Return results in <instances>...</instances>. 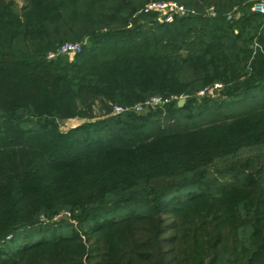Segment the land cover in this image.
Listing matches in <instances>:
<instances>
[{
	"label": "trees",
	"instance_id": "1",
	"mask_svg": "<svg viewBox=\"0 0 264 264\" xmlns=\"http://www.w3.org/2000/svg\"><path fill=\"white\" fill-rule=\"evenodd\" d=\"M154 1L188 13L163 22ZM256 1L0 0V264H264Z\"/></svg>",
	"mask_w": 264,
	"mask_h": 264
},
{
	"label": "built area",
	"instance_id": "2",
	"mask_svg": "<svg viewBox=\"0 0 264 264\" xmlns=\"http://www.w3.org/2000/svg\"><path fill=\"white\" fill-rule=\"evenodd\" d=\"M252 9L259 13L264 15V3L262 0L256 1V3L253 5ZM236 11V9H235ZM234 11V12H235ZM157 12L159 13V19L163 22H172L174 20V17L176 15L178 16H184L188 13L187 9L185 6L178 4L177 2H160V1H154L146 5V8L144 9V13L149 14V13H154ZM210 15H215L214 9L212 8L210 11ZM236 13V12H235ZM235 13H232L231 15L228 16V20H232L234 17ZM85 43H65L59 46V49L57 51H53L48 53L46 56L48 61H56L60 57H70V56H76L79 53L82 52L83 50V45ZM255 50L260 48L263 52L264 50L262 47L256 43L254 45ZM223 89V85L220 83L214 84V86L207 87L197 93V96L200 98L204 97H212L216 96L217 93H219ZM186 96L181 95V96H173L171 97L170 100L163 99L162 97L156 96V98H152L148 101H145L144 103L137 104V106L131 107V106H114L113 107V115H117L118 113L121 112H142L145 109H156L159 106H163L169 102H178L180 99H184L186 101ZM179 103V102H178ZM186 103V102H185Z\"/></svg>",
	"mask_w": 264,
	"mask_h": 264
},
{
	"label": "rangeland",
	"instance_id": "3",
	"mask_svg": "<svg viewBox=\"0 0 264 264\" xmlns=\"http://www.w3.org/2000/svg\"><path fill=\"white\" fill-rule=\"evenodd\" d=\"M21 4V2H20ZM74 58V56H70V57H66V60L72 61ZM216 97L220 98V95L217 93ZM115 105L108 103V102H104L101 98H96L93 99L92 101H83L80 103L79 107L81 109L82 112L87 113L89 116H87L88 118L86 119H91L89 117H92L93 119H98L99 117H103L106 115H110L113 112V107ZM157 109V108H156ZM149 110H153V109H145L142 112H148ZM83 120H79V119H70L67 120L65 122H62L61 124V128L62 130H68L72 127H76L78 125H80V123Z\"/></svg>",
	"mask_w": 264,
	"mask_h": 264
},
{
	"label": "water",
	"instance_id": "4",
	"mask_svg": "<svg viewBox=\"0 0 264 264\" xmlns=\"http://www.w3.org/2000/svg\"><path fill=\"white\" fill-rule=\"evenodd\" d=\"M178 102H179L178 105H179L180 107L183 106V105L185 104V100H184V99H180Z\"/></svg>",
	"mask_w": 264,
	"mask_h": 264
}]
</instances>
